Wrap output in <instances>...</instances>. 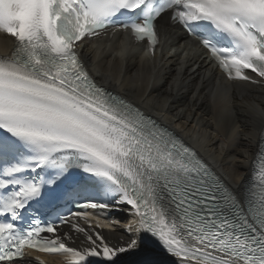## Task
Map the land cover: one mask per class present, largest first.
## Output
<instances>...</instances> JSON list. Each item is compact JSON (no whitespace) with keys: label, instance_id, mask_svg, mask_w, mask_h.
Masks as SVG:
<instances>
[{"label":"snow or ice","instance_id":"1","mask_svg":"<svg viewBox=\"0 0 264 264\" xmlns=\"http://www.w3.org/2000/svg\"><path fill=\"white\" fill-rule=\"evenodd\" d=\"M165 15L227 79L264 84V0H0V31L16 45L0 60V218H8L0 219V264L25 248L66 252L70 264H116L145 237L176 264H264V143L250 181L226 186L179 137L97 83L78 53L111 28L154 54ZM53 186H64L65 200L87 191L130 206L127 231L137 238L110 246L75 224L83 210L109 207L94 199L59 224L21 229L16 222ZM63 225L84 233L87 247H69ZM140 264L157 261L149 254Z\"/></svg>","mask_w":264,"mask_h":264},{"label":"bare ground","instance_id":"2","mask_svg":"<svg viewBox=\"0 0 264 264\" xmlns=\"http://www.w3.org/2000/svg\"><path fill=\"white\" fill-rule=\"evenodd\" d=\"M160 43L154 54L133 43L125 32L112 38L98 37L81 45L80 54L95 79L121 94L160 122L177 131L203 156L230 187L244 184L251 172L259 136L264 127V84L226 80L205 52L182 36L177 25L160 18ZM13 47V38L0 33V54ZM122 49H126L122 56ZM96 238L99 233L110 246L136 239L115 223L73 221ZM91 225V227H89ZM119 226V225H118ZM74 238L69 247H87L84 233L70 225L60 230ZM151 254L162 255L144 243L122 254L116 264H140ZM27 264H70V254L45 256L28 252ZM88 264H101L89 257Z\"/></svg>","mask_w":264,"mask_h":264},{"label":"rangeland","instance_id":"3","mask_svg":"<svg viewBox=\"0 0 264 264\" xmlns=\"http://www.w3.org/2000/svg\"><path fill=\"white\" fill-rule=\"evenodd\" d=\"M122 228H123L122 226H118V225H117V229H122Z\"/></svg>","mask_w":264,"mask_h":264}]
</instances>
